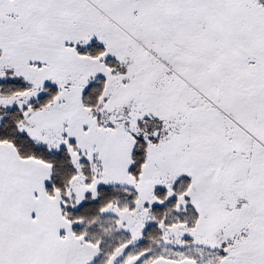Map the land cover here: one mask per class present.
Wrapping results in <instances>:
<instances>
[{"label":"snow or ice","instance_id":"1","mask_svg":"<svg viewBox=\"0 0 264 264\" xmlns=\"http://www.w3.org/2000/svg\"><path fill=\"white\" fill-rule=\"evenodd\" d=\"M0 264H264V0H0Z\"/></svg>","mask_w":264,"mask_h":264}]
</instances>
